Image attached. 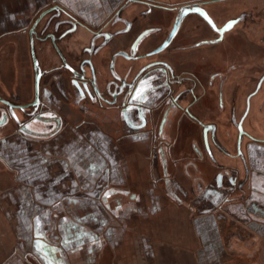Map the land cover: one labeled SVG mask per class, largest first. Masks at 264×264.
Instances as JSON below:
<instances>
[{
	"label": "flooded vegetation",
	"instance_id": "af4514ba",
	"mask_svg": "<svg viewBox=\"0 0 264 264\" xmlns=\"http://www.w3.org/2000/svg\"><path fill=\"white\" fill-rule=\"evenodd\" d=\"M168 211L264 236V0H0V259L136 264Z\"/></svg>",
	"mask_w": 264,
	"mask_h": 264
},
{
	"label": "crops",
	"instance_id": "0c3cea01",
	"mask_svg": "<svg viewBox=\"0 0 264 264\" xmlns=\"http://www.w3.org/2000/svg\"><path fill=\"white\" fill-rule=\"evenodd\" d=\"M194 213L168 211L165 218H188L187 225L165 226L164 230L154 233V257L150 259L142 253L136 264H264V236L257 229L247 225H220L208 227L206 224L192 223L189 219ZM219 235L214 237L213 232ZM171 233H174L173 235ZM176 234V236H175ZM255 237H258L255 239ZM148 244L150 241H147ZM9 244L5 242V246ZM123 262V261H121ZM36 264L30 259L17 257L1 258L0 264ZM130 260L122 264H131Z\"/></svg>",
	"mask_w": 264,
	"mask_h": 264
}]
</instances>
